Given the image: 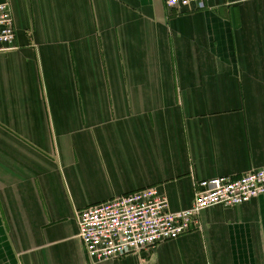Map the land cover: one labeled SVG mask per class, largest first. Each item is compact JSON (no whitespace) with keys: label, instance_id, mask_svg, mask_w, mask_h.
Masks as SVG:
<instances>
[{"label":"crops","instance_id":"crops-1","mask_svg":"<svg viewBox=\"0 0 264 264\" xmlns=\"http://www.w3.org/2000/svg\"><path fill=\"white\" fill-rule=\"evenodd\" d=\"M0 52V264H264V197L91 261L76 211L146 187L264 168V0H9Z\"/></svg>","mask_w":264,"mask_h":264},{"label":"built area","instance_id":"built-area-1","mask_svg":"<svg viewBox=\"0 0 264 264\" xmlns=\"http://www.w3.org/2000/svg\"><path fill=\"white\" fill-rule=\"evenodd\" d=\"M166 7L198 10L205 0H164ZM9 0H0V52L15 48ZM264 197V168L237 177L198 180L189 208L171 210L155 187L114 196L76 211L77 238L91 261L121 259L200 229L199 215L216 205L236 207Z\"/></svg>","mask_w":264,"mask_h":264}]
</instances>
